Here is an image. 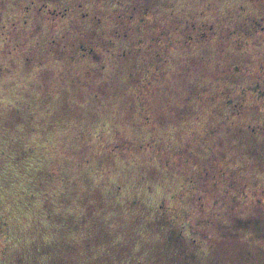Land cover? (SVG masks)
<instances>
[{"label":"rangeland","instance_id":"374dc122","mask_svg":"<svg viewBox=\"0 0 264 264\" xmlns=\"http://www.w3.org/2000/svg\"><path fill=\"white\" fill-rule=\"evenodd\" d=\"M0 264H264V0H0Z\"/></svg>","mask_w":264,"mask_h":264}]
</instances>
